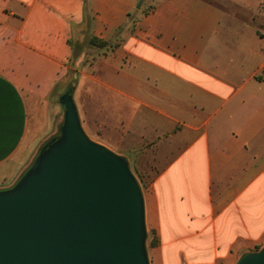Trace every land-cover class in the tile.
<instances>
[{
  "label": "crops",
  "instance_id": "obj_1",
  "mask_svg": "<svg viewBox=\"0 0 264 264\" xmlns=\"http://www.w3.org/2000/svg\"><path fill=\"white\" fill-rule=\"evenodd\" d=\"M86 28L116 45L80 72L95 131L112 150L124 143L119 156L156 163L148 264H237L261 250L264 0H0V189Z\"/></svg>",
  "mask_w": 264,
  "mask_h": 264
},
{
  "label": "water",
  "instance_id": "obj_2",
  "mask_svg": "<svg viewBox=\"0 0 264 264\" xmlns=\"http://www.w3.org/2000/svg\"><path fill=\"white\" fill-rule=\"evenodd\" d=\"M59 102L60 136L0 189V264H148L143 197L127 162L89 140L70 88ZM237 264H264V247Z\"/></svg>",
  "mask_w": 264,
  "mask_h": 264
},
{
  "label": "rangeland",
  "instance_id": "obj_3",
  "mask_svg": "<svg viewBox=\"0 0 264 264\" xmlns=\"http://www.w3.org/2000/svg\"><path fill=\"white\" fill-rule=\"evenodd\" d=\"M150 6L149 4L146 5L144 10H148ZM259 16H254L256 22L260 19L258 18ZM235 18L236 20H241L243 19V15L236 14ZM129 31L130 27L125 28V30L121 32L120 38L122 39V35ZM92 38L94 37L89 35L87 28L86 31H82L80 35H78V38H76L72 44L74 55L68 63L67 72L60 79L56 87H54L46 103L40 105L39 108L33 110L31 113L30 124L24 143L16 155V159L11 162V165L17 164L19 172L13 178L14 182L10 181L1 185L4 189L14 185L20 176L32 165L42 148L60 136L65 114L59 102V98L68 88L72 90V98L76 106L79 121H82L83 124L90 127L88 128V132L84 131L89 140L103 146L116 155H119V151H125L124 143L119 150H112L104 144V136L102 137L103 132L95 131V124L97 122L100 123L101 118L97 113L98 109L94 101L95 97L94 95L86 96L80 90V72L82 73L89 70L90 67L93 66L94 61L106 55L107 52L106 48L97 47L96 41H91ZM104 133L108 134L109 132ZM123 153L126 154L125 152ZM139 154V156L134 158L121 157L127 162L129 171L135 178L143 197V194L148 191L151 182L157 177V175L152 172L157 169H153L156 164L155 160L148 157L143 158L141 156L142 153ZM150 171L151 173H148ZM147 234V240H149L152 236L149 235V233Z\"/></svg>",
  "mask_w": 264,
  "mask_h": 264
},
{
  "label": "trees",
  "instance_id": "obj_4",
  "mask_svg": "<svg viewBox=\"0 0 264 264\" xmlns=\"http://www.w3.org/2000/svg\"><path fill=\"white\" fill-rule=\"evenodd\" d=\"M91 41H96L97 47H99V48L115 47L116 46V45L113 46L110 43L105 42V41L97 40L96 38H92ZM150 245L151 246H155L156 245V241H154L152 239V241L150 242Z\"/></svg>",
  "mask_w": 264,
  "mask_h": 264
}]
</instances>
